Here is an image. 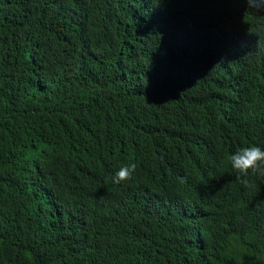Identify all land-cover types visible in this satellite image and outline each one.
Here are the masks:
<instances>
[{"label": "trees", "instance_id": "trees-1", "mask_svg": "<svg viewBox=\"0 0 264 264\" xmlns=\"http://www.w3.org/2000/svg\"><path fill=\"white\" fill-rule=\"evenodd\" d=\"M263 27L240 0H0V264H264V177L229 161L264 148Z\"/></svg>", "mask_w": 264, "mask_h": 264}, {"label": "clouds", "instance_id": "clouds-1", "mask_svg": "<svg viewBox=\"0 0 264 264\" xmlns=\"http://www.w3.org/2000/svg\"><path fill=\"white\" fill-rule=\"evenodd\" d=\"M240 2L245 3L249 8L258 10L264 9V0H240ZM196 26L198 29L203 28L197 24ZM206 30L208 34L211 35L209 30ZM260 32L264 35V27L260 30ZM243 38L245 40H251L253 38V35L249 30L246 29L243 31ZM260 47L261 51L258 52L259 59L256 60V65L254 67L249 68L247 70L246 76L250 73H253L255 70H258L259 72H264V45H261ZM241 88L245 90V94L249 96L252 95L246 87ZM238 94H235L232 98V104L234 106L239 102ZM210 107L212 108L215 106L212 103L206 104L202 107V110L210 115ZM223 111L224 110L222 109L221 112ZM229 161L231 167L237 173L236 180L245 187H253V185H251L248 179L250 173L260 177H264V148H261L254 144L250 146L241 147L235 153L230 155ZM135 172L136 165L134 163L130 166H123L116 172L115 176L113 177V183L120 184L121 182L126 181V185L128 184L132 185L133 187H136V183L133 182Z\"/></svg>", "mask_w": 264, "mask_h": 264}, {"label": "bare ground", "instance_id": "bare-ground-1", "mask_svg": "<svg viewBox=\"0 0 264 264\" xmlns=\"http://www.w3.org/2000/svg\"><path fill=\"white\" fill-rule=\"evenodd\" d=\"M233 104H232V102L231 103H228V104H226V110H228V108H230L231 106H232ZM163 203V202H162ZM207 258V257H206ZM222 258V257H221ZM213 259H215V257L213 258ZM218 259H219V257H218ZM212 260V259H211ZM216 261V260H215ZM214 263V262H213ZM211 264V263H210ZM218 264H220V263H218Z\"/></svg>", "mask_w": 264, "mask_h": 264}]
</instances>
